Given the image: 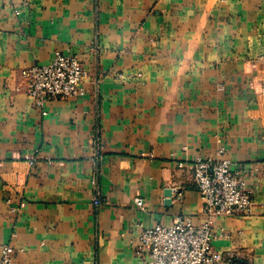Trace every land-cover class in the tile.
Segmentation results:
<instances>
[{"label": "crops", "instance_id": "crops-1", "mask_svg": "<svg viewBox=\"0 0 264 264\" xmlns=\"http://www.w3.org/2000/svg\"><path fill=\"white\" fill-rule=\"evenodd\" d=\"M57 53L81 63L84 95L37 108L20 72ZM198 157L229 162L251 195L213 222L219 264H264V0H0L11 264H141L142 228L204 222Z\"/></svg>", "mask_w": 264, "mask_h": 264}, {"label": "built area", "instance_id": "built-area-1", "mask_svg": "<svg viewBox=\"0 0 264 264\" xmlns=\"http://www.w3.org/2000/svg\"><path fill=\"white\" fill-rule=\"evenodd\" d=\"M85 76L76 57L60 53L49 64L20 72L25 92L37 108L49 101L83 96ZM182 167L179 163L178 168ZM191 170L193 185L202 201L204 222L194 225L188 216H176L170 225L142 228L135 248L141 264H219L223 261V256L213 248V222L217 217L248 211L252 205L250 191L242 173L231 171L227 161L198 157L191 164ZM175 193L179 198L181 193ZM92 202L96 208L102 205L98 196ZM133 205L139 211L145 210L140 197L133 199ZM13 253L11 247L3 246L0 264H11Z\"/></svg>", "mask_w": 264, "mask_h": 264}, {"label": "water", "instance_id": "water-1", "mask_svg": "<svg viewBox=\"0 0 264 264\" xmlns=\"http://www.w3.org/2000/svg\"><path fill=\"white\" fill-rule=\"evenodd\" d=\"M165 197L166 198H170L171 196V191L170 190H166L165 193H164ZM170 203V200H167V202L165 203L166 205H169Z\"/></svg>", "mask_w": 264, "mask_h": 264}]
</instances>
